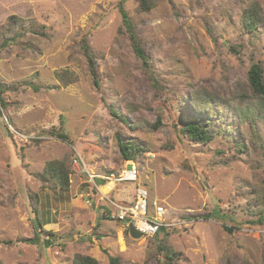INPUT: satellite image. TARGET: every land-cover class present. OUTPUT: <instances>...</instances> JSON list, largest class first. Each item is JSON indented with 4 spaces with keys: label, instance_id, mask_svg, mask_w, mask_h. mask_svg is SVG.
Returning <instances> with one entry per match:
<instances>
[{
    "label": "rangeland",
    "instance_id": "rangeland-1",
    "mask_svg": "<svg viewBox=\"0 0 264 264\" xmlns=\"http://www.w3.org/2000/svg\"><path fill=\"white\" fill-rule=\"evenodd\" d=\"M146 2L0 0V264H163L165 250L172 264H264V98L247 82L252 64L264 82V0ZM193 94L222 130L206 144L183 132ZM118 139L138 145L133 160ZM55 161L65 188L39 178ZM128 165L135 182H117ZM141 192L164 230L132 238L111 216Z\"/></svg>",
    "mask_w": 264,
    "mask_h": 264
},
{
    "label": "trees",
    "instance_id": "trees-1",
    "mask_svg": "<svg viewBox=\"0 0 264 264\" xmlns=\"http://www.w3.org/2000/svg\"><path fill=\"white\" fill-rule=\"evenodd\" d=\"M139 2V10L141 11H148L149 6L146 2V0H138ZM255 9H250L246 10L243 14L242 20H243V26L245 29L249 31H253L256 26H259L261 23V20L258 18L257 14L254 12ZM121 14V20L123 23V26L127 29V32L129 34V37L132 42V46L134 49V52L136 56L141 59L145 60V55L143 52V49L138 42L137 38L134 36L132 29H131V23L123 11V9L119 10ZM17 19L15 16H11L8 19V27H12L16 25ZM7 34L8 32L5 31ZM14 37L9 39V41H12ZM8 42V39L4 40L3 43ZM81 48L83 50V54L87 60L88 63V68L89 71L92 75L93 83L95 85L98 84V80L95 74V66H94V61H93V56L90 51L89 46L87 45L85 40H82L81 42ZM247 82H248V87L250 88L252 94L260 96V98H264V82H263V70L259 64H252L250 66V69L247 72ZM194 95V102L192 103L195 107L198 108V113L200 117L197 118H191L189 121L186 122V125L183 127V132L195 143L197 144H206L210 142L215 135L218 133H221L222 130L219 128L218 130H214V126L218 124V121H209L208 119H205L204 117L208 115H212L214 117L215 112L212 110L210 107L211 102L210 98L205 97L204 95H201L200 97L198 94H193ZM214 100V99H213ZM214 104H216L218 101L214 100ZM0 106L4 107L5 103L1 100L0 98ZM263 111V112H262ZM260 111V115H264V110ZM217 132V133H216ZM118 146L120 153L122 155V158L124 160H133L136 156L134 152L139 151L137 148L138 145L131 144L130 142H124L121 141V139H118ZM62 167H60V166ZM68 170L64 168L60 163L58 162H50L48 163L47 167L44 170L43 175L45 176H39V178L42 181H46L44 179H52L56 180L58 184L60 185L61 188H65L68 186ZM164 229L161 228L160 231H163ZM32 242H37L38 238L37 236L33 239L30 240ZM46 244L51 245V242L48 241V239L45 241ZM176 255L172 253L170 250H165L164 251V263L163 264H172L174 262V257ZM174 259V260H173ZM117 260L110 258V264H116ZM72 264H98V262L88 256H83V255H76L73 259Z\"/></svg>",
    "mask_w": 264,
    "mask_h": 264
},
{
    "label": "built area",
    "instance_id": "built-area-1",
    "mask_svg": "<svg viewBox=\"0 0 264 264\" xmlns=\"http://www.w3.org/2000/svg\"><path fill=\"white\" fill-rule=\"evenodd\" d=\"M73 163L76 164V160H74ZM128 166L123 169L124 171L120 178H116L117 182H135L137 170L132 165ZM88 177L95 186L94 181L99 178V176L88 174ZM104 179L110 178L104 177ZM163 215H165V211L162 207L158 206L154 210V216H148L147 197L143 192H141L137 193L134 203L131 204V206H117L116 214L111 217L116 221L132 224L134 229L140 233V235L151 237L163 227Z\"/></svg>",
    "mask_w": 264,
    "mask_h": 264
},
{
    "label": "water",
    "instance_id": "water-1",
    "mask_svg": "<svg viewBox=\"0 0 264 264\" xmlns=\"http://www.w3.org/2000/svg\"><path fill=\"white\" fill-rule=\"evenodd\" d=\"M129 167V166H128ZM129 234L132 238H140L141 235L138 233L131 224H129Z\"/></svg>",
    "mask_w": 264,
    "mask_h": 264
}]
</instances>
